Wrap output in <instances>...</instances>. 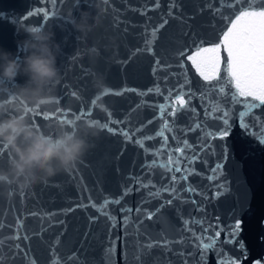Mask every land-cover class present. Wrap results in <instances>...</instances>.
Masks as SVG:
<instances>
[{
    "label": "snow or ice",
    "instance_id": "6c2138e0",
    "mask_svg": "<svg viewBox=\"0 0 264 264\" xmlns=\"http://www.w3.org/2000/svg\"><path fill=\"white\" fill-rule=\"evenodd\" d=\"M50 4L54 7L58 2L64 3L66 0H49ZM84 0H74L76 5H80ZM92 0H90V3ZM113 0H101V3L106 6H111ZM161 7L160 0H154L151 8H145L143 10L133 8V11L140 12L141 15H146L149 10L159 9ZM181 7L180 0H169L167 13L165 16H161L160 22L156 23L150 29L151 39L146 40L145 45L142 48H137L133 55L137 53L147 54L154 58V66L152 68L153 75H155L159 70H167L173 67V65L168 63H162L161 58L157 55L155 50V43L159 39V33L161 30L169 24V18L177 19L181 23H185V18L182 14H179V9ZM116 10L113 9V12ZM208 11L212 14L213 18L219 17L223 22L224 26L220 29L219 34L215 37L216 41L212 42L207 39H196L192 41V47L183 46L177 49L174 55V59L177 60V67L184 69L183 82L177 83L172 88H167L166 95L161 91L159 84L154 88H148L144 92H139L140 96H147L149 93L155 92L164 97V103L155 105L159 110L158 115L152 120H148L147 124L151 125L155 119H160L162 124L158 130L154 132L153 135H144L142 138H137L133 140V136L137 133L144 131L145 125H141L136 128L135 131L130 135L129 131L126 129H118L113 127V125L124 124L125 121L112 118V112L107 108L104 109L108 119L105 122H100L99 120H91L93 123L97 124L101 129L106 130L112 135L119 134L125 138L126 141L132 142L139 148L144 149V151L153 157L162 155L167 151L169 136L166 133L173 131L172 124L175 123V118L178 113H182L187 110L195 114L198 118L200 112L196 107L192 106L194 99L201 101V108L205 118L218 120L220 123L215 125L214 131H204L201 144L195 147L189 143L187 139H184L180 146L172 149L168 154L166 161L163 164H158L156 159H152L149 163L144 165L145 168H163L170 175V182L173 187L161 186L156 192H150V196H159L160 192H171L176 193L177 189L174 187L177 183L187 182L189 176L194 173L189 171V167L194 165L196 161L201 160V153L205 151L211 152L215 155V147L211 143L214 140L225 141L230 135L233 124L230 118V105H240L243 110L239 111L238 114V124L246 135L252 136L258 141L259 144L264 145V123L261 124V131L259 136L253 130V125L249 122L247 117H251L254 110L257 108L264 107V0H205L198 9V13ZM42 14L41 26L49 18H55L58 13L52 12L50 14L49 10L37 9L35 11H29L22 18H17L14 23H23L29 21L33 16H38ZM4 16L0 13V18ZM194 18V17H193ZM121 21L118 16L114 18V24L119 28ZM127 32V27L124 29ZM145 32H149L146 27ZM188 35V33H185ZM193 36L197 34L193 33ZM208 44L210 46L205 47ZM194 48V51L192 50ZM93 51H95L93 49ZM225 55H221V52ZM191 53V54H189ZM186 58V59H185ZM75 60L76 57H73ZM186 61H190L191 65L195 68L199 76L206 82L203 85L204 89L211 90L193 91L191 87V81L187 78V69L185 68ZM224 65V76H221V64ZM170 75L176 76L177 73H170ZM169 79V75L163 76V81L166 83ZM58 83V82H54ZM234 89V90H233ZM134 88H123L120 90H114L112 88H104L94 95L91 99L89 109L94 107H99L98 101H101L103 97L108 95L122 96L125 92H136ZM71 96L77 101L81 100V95L78 90L71 92ZM187 97V99H185ZM219 98V103L212 105L210 100H215ZM47 101L45 103H49ZM44 103V104H45ZM55 103L59 104V100ZM39 109L40 105L35 106ZM139 107V105L137 106ZM89 109L78 110L77 112H71L70 109H57V115L59 117H68L71 115L72 119H62L61 123L66 125H72L73 121H78L83 118H91L93 112ZM33 109H26V112H31ZM42 114V113H41ZM167 117V118H166ZM45 120L51 119V117L44 115ZM259 120V117H255ZM202 129V124L199 119H196L191 127L186 129V132H197ZM157 137L162 138V144L159 149H150L145 147V142L149 140H154ZM172 139L175 141V137ZM220 162H217L213 167L210 168V175L206 176L209 182L219 181L213 183L212 187L215 189L212 191L211 197L205 195L204 193L197 190L195 187H187L183 190L187 193H192L196 196H203L205 200L208 199H218L224 196L229 188L221 177L223 175V169L225 162L228 160V147L227 144L221 145ZM188 150H192L193 155L189 157L186 155ZM8 147L0 142V157L8 155ZM175 156V159H173ZM207 164V160L201 161ZM83 164V161H81ZM179 173L180 175H176ZM198 174V173H197ZM47 183V182H46ZM141 187H155L154 184L149 182L148 184H141ZM139 191V189H136ZM132 192V188H126L123 196H127ZM31 196L32 193H28ZM21 198L25 197L26 194L21 191L19 193ZM123 196L119 199H104L102 203L98 206L96 203L92 202L91 197H88V203L77 204L78 208H87L89 206L96 208L103 216L106 217L111 229H115L119 223L121 226L128 225L130 216L133 211L138 214H143L144 218L147 220H152L157 217L166 205H172L175 196L171 199H167L164 203H160L154 211L148 210L146 208L137 207L134 210L132 208L119 209L120 212L126 213L118 221L117 218L106 211L108 205L110 204H121ZM191 203L196 205L197 212H203L204 208L197 203L196 199H192ZM74 208H69L67 211H74ZM30 216L38 215L35 212L28 213ZM56 215L55 213H49L48 216ZM233 217H237V213L233 212ZM98 217H89L90 222H96ZM219 217H216L214 222L209 223L207 226L204 225L203 220H183V224L187 227V231L191 233L193 240L196 242L198 264H208V254L211 253L213 258L216 260V264H244V261L248 259V251L245 243L239 239L240 233L242 231V220L240 218H235L233 222L227 226L221 225L219 222ZM59 224H63V221H58ZM134 223L139 226L143 225V220L139 216L136 217ZM189 225H199L202 229V233L198 234L194 231L193 227ZM12 229V234L7 237H0V249L7 247V258L12 261L19 259L21 264H38L37 258L32 255L31 236L27 234L24 230L23 217L17 215L15 217V224H6L0 221V232L3 229ZM215 229V231H213ZM45 231L43 228L41 232ZM225 232L224 243L226 245H233L235 252L239 255H232L231 253H225L220 251L217 253L216 245L221 237V233ZM33 235H39V233H33ZM61 236L63 232L55 236V239L49 244V264H85L81 260L78 254L79 249L76 251H71L70 254L61 258V255L57 251L61 247ZM88 234L85 233V240ZM261 243H264V237H257ZM120 237L117 236L115 239L110 237V247L108 248L109 261H111V255L115 250L116 241ZM8 242H11L10 244ZM183 240L170 241L166 235L160 236L159 238H153L151 235L145 234L143 241L138 242L134 247L139 249V253L134 256L135 264H148L146 257H150L154 249H167L170 243H183ZM124 253L121 252V256ZM179 255H185V253H179ZM190 255V253H189ZM227 257V259H225ZM0 264H6V257L3 251H0ZM186 264V262H185ZM251 264H264V258H257L251 262Z\"/></svg>",
    "mask_w": 264,
    "mask_h": 264
},
{
    "label": "water",
    "instance_id": "95a60500",
    "mask_svg": "<svg viewBox=\"0 0 264 264\" xmlns=\"http://www.w3.org/2000/svg\"><path fill=\"white\" fill-rule=\"evenodd\" d=\"M37 9L49 10L58 13L55 18H49L45 27H51L56 33V39L61 43L62 53L57 59L59 77L46 89V95L51 97L49 103L35 106L31 112H27L28 122L41 130L45 135L55 137L61 129L70 130L71 125L60 122L57 109H70L71 112L88 109V33L82 34L68 23L71 16H79L81 9L88 10V0L76 5L74 0H66L64 3H57L54 7L49 0H0V48L16 51L17 18H22L29 11ZM42 14L33 16L25 25L41 26ZM73 57H76L74 60ZM18 82H22L18 78ZM58 82V83H54ZM78 90L81 100L77 101L71 96V92ZM59 100V104L55 103ZM28 108L29 106H25ZM42 113V114H41ZM15 114V113H10ZM44 115L51 117L45 120ZM88 120L83 118L80 121ZM8 155L0 157V167H6L10 158ZM83 161V164H81ZM78 163V166L71 172H60L27 190H20L14 184L0 185V221L14 225L15 217L21 215L24 222V230L32 238L30 240L32 255L37 258L38 264H49V244L55 236L63 232L61 236L62 245L57 249L61 258L79 249L78 254L86 264L87 239V208H78L77 204H87V153ZM11 191L13 195L7 196ZM23 191L26 196L21 198L19 193ZM28 193H32L28 196ZM74 208V211H67ZM35 212L38 215L30 216L28 213ZM49 213L56 215L49 218ZM58 221H63L59 224ZM45 231L41 232V229ZM39 235H33V233ZM12 234V229L5 228L0 232V237H7ZM9 244L11 242H8ZM6 257V264H21L17 259L12 261L7 258V247L0 249Z\"/></svg>",
    "mask_w": 264,
    "mask_h": 264
},
{
    "label": "clouds",
    "instance_id": "9594fccd",
    "mask_svg": "<svg viewBox=\"0 0 264 264\" xmlns=\"http://www.w3.org/2000/svg\"><path fill=\"white\" fill-rule=\"evenodd\" d=\"M93 20L87 9H81L79 16H71L68 23L87 34ZM16 35L20 38L15 52L0 48V142L10 151L7 166L0 167V185L14 184L27 190L75 169L94 146L90 138L99 137L100 127L90 120L73 121L70 130L62 128L51 137L28 122L26 109L51 99L46 89L59 77L57 59L62 47L51 27L20 23ZM95 83L101 90L107 87L99 75ZM12 195L11 191L7 193L8 197Z\"/></svg>",
    "mask_w": 264,
    "mask_h": 264
}]
</instances>
